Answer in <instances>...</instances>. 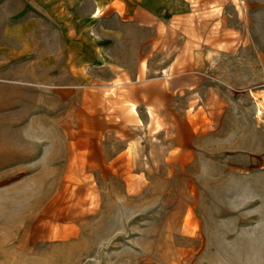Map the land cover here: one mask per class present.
<instances>
[{
  "label": "rangeland",
  "instance_id": "1",
  "mask_svg": "<svg viewBox=\"0 0 264 264\" xmlns=\"http://www.w3.org/2000/svg\"><path fill=\"white\" fill-rule=\"evenodd\" d=\"M26 21L8 35L32 52L0 51V264H264V202L247 186L264 166L244 154L246 117L263 147L264 117L258 95L229 89L230 53L264 40V0L109 26L114 66L86 90L40 73L53 30Z\"/></svg>",
  "mask_w": 264,
  "mask_h": 264
},
{
  "label": "crops",
  "instance_id": "2",
  "mask_svg": "<svg viewBox=\"0 0 264 264\" xmlns=\"http://www.w3.org/2000/svg\"><path fill=\"white\" fill-rule=\"evenodd\" d=\"M201 1L203 0H0V9L4 10L3 17L6 19L0 51L5 60L14 58V55L24 56V53L32 52L31 48L27 49L28 52L21 50L23 46L28 47L26 43L32 38L26 36L24 40L19 35V37L16 36L18 38L16 40L8 35V32L11 31L9 26L11 22L15 21L17 24L25 22L27 25L26 20H30L33 14H36L42 20L43 26L51 27L53 30L52 36H38L41 40L38 41L37 51L33 57L38 59L40 73L53 76L66 75L54 81L70 83L75 86L74 88L86 90L93 84L101 83L102 73H107L109 67L114 66L112 61L114 52L112 53L110 49V42L117 41L122 32L118 30L109 32L107 30L109 26L141 28L164 25L167 21L192 13L195 5L200 4ZM16 2H21V6L14 11L12 5ZM30 8L35 12L29 14L27 9ZM95 26L102 28V31L106 28V32H102L99 36L93 35L91 32ZM14 42H20V51L17 47H13ZM247 47L243 52L230 53L229 89H243L258 95L257 101L263 108L260 118H263V34L260 45ZM234 75H236L235 78ZM230 103H232L230 106L236 107V102L233 104L232 99ZM250 103L251 109H254L253 103H256V108L258 107L257 102L251 100ZM255 118H257L256 114L254 116L251 111L250 116L245 120L244 154L247 162L250 163V168H253L254 163L255 168L259 165L262 168L264 147L262 144L258 146L253 142ZM247 186L250 191L249 197H253L254 193L256 198L264 202V179L248 180Z\"/></svg>",
  "mask_w": 264,
  "mask_h": 264
},
{
  "label": "bare ground",
  "instance_id": "3",
  "mask_svg": "<svg viewBox=\"0 0 264 264\" xmlns=\"http://www.w3.org/2000/svg\"><path fill=\"white\" fill-rule=\"evenodd\" d=\"M264 96V95H263ZM259 107V106H258ZM264 107V106H263ZM257 109V108H256ZM263 109V108H262ZM262 110H260V108L257 109V114H261ZM257 116V115H256ZM259 116V115H258Z\"/></svg>",
  "mask_w": 264,
  "mask_h": 264
}]
</instances>
